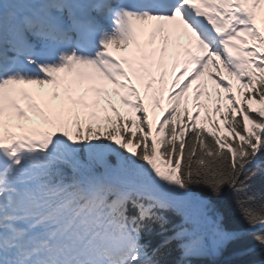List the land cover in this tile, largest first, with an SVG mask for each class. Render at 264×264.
<instances>
[{"label":"snow or ice","instance_id":"1","mask_svg":"<svg viewBox=\"0 0 264 264\" xmlns=\"http://www.w3.org/2000/svg\"><path fill=\"white\" fill-rule=\"evenodd\" d=\"M255 180L264 0H0V264H264Z\"/></svg>","mask_w":264,"mask_h":264},{"label":"trees","instance_id":"2","mask_svg":"<svg viewBox=\"0 0 264 264\" xmlns=\"http://www.w3.org/2000/svg\"><path fill=\"white\" fill-rule=\"evenodd\" d=\"M251 194L255 196L257 201H259L261 197L264 196V184H262L259 180H255L252 184ZM229 215L237 226L247 227L240 210L236 207L234 203L231 204V207L229 209ZM255 258L259 259L258 256Z\"/></svg>","mask_w":264,"mask_h":264},{"label":"rangeland","instance_id":"3","mask_svg":"<svg viewBox=\"0 0 264 264\" xmlns=\"http://www.w3.org/2000/svg\"><path fill=\"white\" fill-rule=\"evenodd\" d=\"M213 71H214V70H213ZM156 111H157V112H159V110H158V109H157Z\"/></svg>","mask_w":264,"mask_h":264}]
</instances>
